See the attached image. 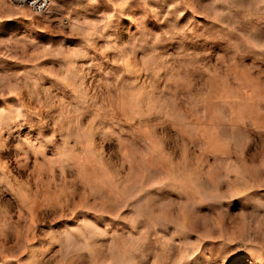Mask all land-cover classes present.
Here are the masks:
<instances>
[{
    "label": "rangeland",
    "instance_id": "obj_1",
    "mask_svg": "<svg viewBox=\"0 0 264 264\" xmlns=\"http://www.w3.org/2000/svg\"><path fill=\"white\" fill-rule=\"evenodd\" d=\"M0 264H264V0H0Z\"/></svg>",
    "mask_w": 264,
    "mask_h": 264
},
{
    "label": "built area",
    "instance_id": "obj_2",
    "mask_svg": "<svg viewBox=\"0 0 264 264\" xmlns=\"http://www.w3.org/2000/svg\"><path fill=\"white\" fill-rule=\"evenodd\" d=\"M16 6L25 5L31 7L32 10H37V13H42L47 7V0H9Z\"/></svg>",
    "mask_w": 264,
    "mask_h": 264
},
{
    "label": "bare ground",
    "instance_id": "obj_3",
    "mask_svg": "<svg viewBox=\"0 0 264 264\" xmlns=\"http://www.w3.org/2000/svg\"><path fill=\"white\" fill-rule=\"evenodd\" d=\"M20 6H25V5H20ZM16 7H18V6H16ZM29 9H31V7H28Z\"/></svg>",
    "mask_w": 264,
    "mask_h": 264
}]
</instances>
